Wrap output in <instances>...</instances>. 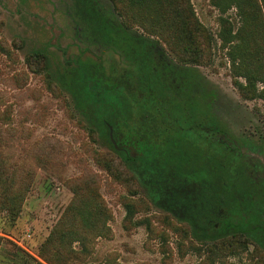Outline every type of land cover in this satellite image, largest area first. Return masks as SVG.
Wrapping results in <instances>:
<instances>
[{"label":"rangeland","instance_id":"1","mask_svg":"<svg viewBox=\"0 0 264 264\" xmlns=\"http://www.w3.org/2000/svg\"><path fill=\"white\" fill-rule=\"evenodd\" d=\"M132 31L194 66L192 89L166 74L174 96L264 178V0H0L1 181L21 203L10 223L0 198V264H264L257 241H196L154 205L56 81L66 57L129 67Z\"/></svg>","mask_w":264,"mask_h":264},{"label":"trees","instance_id":"2","mask_svg":"<svg viewBox=\"0 0 264 264\" xmlns=\"http://www.w3.org/2000/svg\"><path fill=\"white\" fill-rule=\"evenodd\" d=\"M132 2L145 5V0ZM120 22L118 27L125 29ZM127 36L122 56L129 67L117 61L106 67L98 56L66 57L55 71L56 81L150 201L188 224L196 241L245 237L264 249V178L242 154L215 137V119H204L192 102L174 96L166 77L172 74L192 89L198 84L194 66L176 64L163 47V61L157 62V39L135 31ZM3 166L0 198L3 193L1 204L11 223L21 203L13 196L11 177L6 174L8 182L1 181ZM2 243L10 241L0 236ZM35 264L43 263L35 259Z\"/></svg>","mask_w":264,"mask_h":264},{"label":"water","instance_id":"3","mask_svg":"<svg viewBox=\"0 0 264 264\" xmlns=\"http://www.w3.org/2000/svg\"><path fill=\"white\" fill-rule=\"evenodd\" d=\"M110 137H111V140H112L113 144L115 145V147H117V143H116V141H115V139L113 137V132H112V128L111 127H110Z\"/></svg>","mask_w":264,"mask_h":264}]
</instances>
